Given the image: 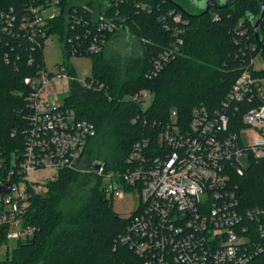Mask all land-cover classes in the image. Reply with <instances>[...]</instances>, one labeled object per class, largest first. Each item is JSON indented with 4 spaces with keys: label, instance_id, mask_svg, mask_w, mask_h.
<instances>
[{
    "label": "trees",
    "instance_id": "1",
    "mask_svg": "<svg viewBox=\"0 0 264 264\" xmlns=\"http://www.w3.org/2000/svg\"><path fill=\"white\" fill-rule=\"evenodd\" d=\"M219 1H223L221 8L205 13L187 8L184 0H104L98 4L87 0L84 6L55 0L60 14L48 18L47 35L59 36L67 60L72 56L70 49L89 46L100 34L106 41L100 53L86 55L93 57L94 75L85 82L93 81V86L88 89L75 78L64 99L65 108L77 119L97 129V136L88 143L87 159L95 140L101 134L104 139L108 128L114 129L112 149L95 159L106 170H127L126 158L137 143L147 141L145 152L161 154L160 133L174 111L178 123L185 124L194 107L219 109L250 58V47L256 45L264 57L255 30L260 1L237 0L227 7L223 5L226 0ZM198 3L192 1L191 6L197 9ZM0 13L16 18L7 32L0 19V176L5 180L23 160L29 128L25 80L46 67L44 47L38 44L41 40L31 41L20 27L27 13L25 2L0 0ZM102 22L107 24L103 28ZM122 32L135 36L142 48L140 55L108 56V45ZM259 36L264 43L262 25ZM260 75L264 77V71ZM143 90L154 94L148 108L130 99ZM228 113L233 119L231 130L245 127L241 112ZM250 159V166L241 173L228 164L226 174L242 210L264 209V158ZM103 185V178L94 171L60 170L46 184L45 193L34 198L26 217V223L36 227L34 236L15 242L10 255L5 231L0 234V245H7L0 264H140L135 250L123 240L133 234L136 212L129 217L115 213ZM257 243L247 264H264V238Z\"/></svg>",
    "mask_w": 264,
    "mask_h": 264
},
{
    "label": "built area",
    "instance_id": "2",
    "mask_svg": "<svg viewBox=\"0 0 264 264\" xmlns=\"http://www.w3.org/2000/svg\"><path fill=\"white\" fill-rule=\"evenodd\" d=\"M23 1L27 13L20 27L31 41L41 40L38 44L43 48L48 18L59 15L60 9L55 0ZM259 1L264 7V0ZM0 19L5 21V32L16 21L12 13H0ZM106 25L102 22L101 28ZM261 25L264 31V17L259 28ZM105 44L100 34L89 46L72 48L70 53L98 54ZM250 49V58L244 61L222 107L213 112L205 106L194 107L185 124L178 123L174 111L160 133L163 152L151 155L145 152L147 141L137 143L126 158L125 171L106 170L103 165L99 171L83 167L88 143L97 136V129L65 108L70 82L75 80L65 65L54 72L42 69L27 78L29 128L18 169L11 170L5 180L0 176V186L11 183L9 193H0V234L5 231L7 241L17 242L36 232L26 217L34 198L45 193L46 184L30 182V172L94 171L103 178L105 194L111 200L123 199L125 191H138L140 205L132 219L133 234L123 240L135 250L140 264H247L257 241L264 238V209H241L226 170L231 164L241 173L240 157L245 153L264 158V77L260 75L264 66L255 67V58L261 53L256 45ZM93 83L82 82L88 89ZM150 96L151 92L143 90L130 99L144 106ZM228 111L241 112L245 127L231 130L233 119ZM246 131L255 133L250 146L245 145ZM12 176H17L16 182L10 180Z\"/></svg>",
    "mask_w": 264,
    "mask_h": 264
},
{
    "label": "rangeland",
    "instance_id": "3",
    "mask_svg": "<svg viewBox=\"0 0 264 264\" xmlns=\"http://www.w3.org/2000/svg\"><path fill=\"white\" fill-rule=\"evenodd\" d=\"M87 0H72L73 5H85ZM104 0H96L97 4L103 2ZM187 1L186 7L191 8L194 11L200 10V8H193L191 2L195 3L201 0H184ZM260 37V36H259ZM108 56H137L142 52V48L135 36L129 32H122L117 35L113 41L107 47ZM45 67L49 72H54L58 70L60 65L70 66L74 73L75 78L80 82H85L87 78H92L94 75V60L92 56H71L67 60L63 44L57 34L48 37L46 45L43 50ZM264 66V57L262 54H258L255 58V67L260 68ZM154 101V94L151 93L150 99L144 104V108H148ZM109 131V132H108ZM114 129L108 128L104 131L105 138L103 139V134H101L94 142V150L90 158L84 163V168H87L88 163L97 162L96 158L99 156L103 157L109 153L112 149L114 142ZM244 141L246 146H250L253 143L255 133L253 131H246L243 133ZM240 161L245 169L250 166L251 159L248 153H245L240 157ZM58 176L57 172L53 169H40L37 171L30 172L28 178L30 182H39L40 184H47L53 181ZM25 187V185L23 186ZM125 196L123 199H114L111 204V209L120 215L121 217H129L131 214L135 213L140 205L139 194L136 190L135 192L125 191ZM15 242H10L9 251L10 255L13 251V246ZM7 245L2 243L0 245V257L5 258Z\"/></svg>",
    "mask_w": 264,
    "mask_h": 264
},
{
    "label": "water",
    "instance_id": "4",
    "mask_svg": "<svg viewBox=\"0 0 264 264\" xmlns=\"http://www.w3.org/2000/svg\"><path fill=\"white\" fill-rule=\"evenodd\" d=\"M234 1L237 0H226L223 5L225 7L229 6L231 3H233ZM222 2L223 1H219V0H201L198 4H196L197 8L203 9L205 11V13H207L211 8L215 7V8H221L222 7ZM262 6V11H261V15L255 25V29H256V40L257 43L259 44V46L261 47L262 51L264 52V43L263 40L259 37V25L261 24V22L263 21V17H264V7L261 3ZM183 10V9H182ZM102 166V163H96L92 169L94 171H99L100 168ZM11 191V183L5 185V186H1L0 187V193H9Z\"/></svg>",
    "mask_w": 264,
    "mask_h": 264
}]
</instances>
